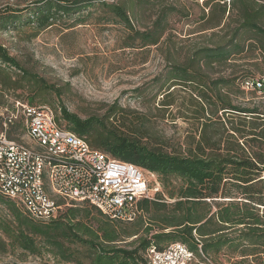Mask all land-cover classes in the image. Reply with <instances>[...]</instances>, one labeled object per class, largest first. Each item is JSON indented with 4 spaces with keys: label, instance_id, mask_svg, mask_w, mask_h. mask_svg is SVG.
Listing matches in <instances>:
<instances>
[{
    "label": "trees",
    "instance_id": "obj_1",
    "mask_svg": "<svg viewBox=\"0 0 264 264\" xmlns=\"http://www.w3.org/2000/svg\"><path fill=\"white\" fill-rule=\"evenodd\" d=\"M162 1L39 0L24 17L45 29L71 14L85 18L82 14L98 3L129 31L124 47L145 48L158 45L167 33L168 8L161 9L152 25L144 29L134 25L132 16L137 6H156ZM204 5L210 11L203 14V31L228 28L226 19L231 10L237 13V26L231 30V44L197 48L186 63L171 65L168 78L193 87L185 117L200 124L198 133L191 132L176 146L151 133L147 115L139 119L124 115V110L116 106L104 117L87 119L61 107L67 127L59 123L54 112L59 125L85 137L92 146L155 174L162 192L155 199L139 201L141 214L133 222L111 219L88 202L65 200H60L66 205L56 217L39 220L0 192V253L16 249L35 255L48 252L64 264H150L151 246L163 249L172 242H181L202 262L219 256L227 247L232 257H242L231 264H245L243 257L248 255L254 259L252 264H264V110L234 103L231 98L232 86L243 92V81L256 76L241 70L239 76L213 79L205 71L244 51L245 33L254 30L264 35V2L204 0ZM2 12L0 30L16 27L23 19L19 9L6 8ZM0 87L3 98L6 92L20 89L32 92L27 101L13 102L10 113L18 109L17 102L42 105L36 104L37 95L54 89L3 43ZM173 94L169 89L161 104L172 105L168 99ZM10 113L6 118L0 116V130ZM120 113L115 125L111 118ZM21 120L9 122V138L15 139L20 127L25 134L23 117ZM120 127H127V132Z\"/></svg>",
    "mask_w": 264,
    "mask_h": 264
},
{
    "label": "rangeland",
    "instance_id": "obj_2",
    "mask_svg": "<svg viewBox=\"0 0 264 264\" xmlns=\"http://www.w3.org/2000/svg\"><path fill=\"white\" fill-rule=\"evenodd\" d=\"M37 1L39 0H0V13L6 8H16L23 15L16 27L12 25L0 30V43L7 46L12 55L43 77L49 85L54 86V89L37 95L36 104L52 108L61 125L68 126L67 121L62 118L61 107L87 119L93 116L104 117L116 106L124 110V115L138 119L147 115L151 133L176 146L184 142L191 132L195 133L196 130L198 133L200 124L185 117L193 96V87L173 82L168 78L169 71L174 62L186 63L197 48H216L231 44V30L237 26L234 22L237 19L235 10H231V15L226 19L229 26L225 30L203 31V14L210 11L205 7L204 0H163L156 6H137L132 19L140 29L150 27L159 11L164 7L168 8V31L156 46L129 48L124 47L129 31L124 24L110 17L108 8L96 3L82 14L85 18L79 19V15L75 13L41 29L24 17L26 10ZM104 1L111 3L118 0ZM262 26L264 28V22ZM244 37L247 38L244 51L231 55L224 64L216 63L214 68H205L213 79L239 76L241 70L256 78L263 75L264 35L252 30L245 33ZM174 83L177 84L173 86ZM32 88L39 87L33 85ZM169 89L174 94L168 101L173 104L163 106L161 102ZM232 89L234 91L231 98L234 103L248 107L256 105L264 110V95L244 88L241 92L235 86ZM2 92L0 91V116L3 118L12 112L13 102L18 99L27 101L32 94L30 89H20L6 92L3 98ZM122 113L113 116L111 122L117 125L116 120ZM16 115V119L21 120L20 110L10 113L9 117ZM120 129L122 132L128 130L127 127ZM17 130L15 138L33 144V140L21 132V127ZM148 176L154 182L155 178L150 174ZM228 252L227 247H224L219 256L210 258L211 261L202 262L197 257L193 264H231L242 258L240 254L232 257ZM243 258L245 264L254 263L249 255ZM0 264L64 263L58 262L48 252L35 255L16 249L0 253Z\"/></svg>",
    "mask_w": 264,
    "mask_h": 264
},
{
    "label": "built area",
    "instance_id": "obj_3",
    "mask_svg": "<svg viewBox=\"0 0 264 264\" xmlns=\"http://www.w3.org/2000/svg\"><path fill=\"white\" fill-rule=\"evenodd\" d=\"M242 87L264 95V74L245 79ZM25 134L33 140L11 139L9 117L0 130V192L39 220L56 217L68 202H88L114 220L133 222L139 201L155 199L162 186L155 174L135 163L110 156L83 136L62 127L46 105L17 102ZM155 178L154 182L148 175ZM196 254L186 244L151 246L150 264H193Z\"/></svg>",
    "mask_w": 264,
    "mask_h": 264
}]
</instances>
